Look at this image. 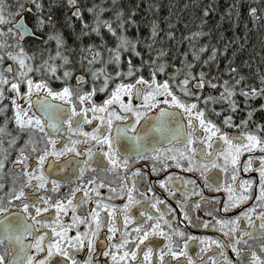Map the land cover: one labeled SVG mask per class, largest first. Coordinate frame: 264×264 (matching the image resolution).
I'll use <instances>...</instances> for the list:
<instances>
[{
  "label": "snow or ice",
  "instance_id": "6c2138e0",
  "mask_svg": "<svg viewBox=\"0 0 264 264\" xmlns=\"http://www.w3.org/2000/svg\"><path fill=\"white\" fill-rule=\"evenodd\" d=\"M66 2L68 19L72 25H80L79 32L73 33V47L79 42L80 62L89 66L88 75L68 66L72 62L64 54L67 41L54 27L48 31V41H55L54 53L49 49L36 63L35 55L23 48L25 34L30 32L43 41L37 31L53 26L44 0H17L15 14L6 12L0 0V113L4 114L0 170L5 167L7 147H13L16 157L9 171L19 178L13 180L6 194H0V213L5 214L0 216V264H100L92 255L97 245L112 264H185L178 257H186V264H217L216 256L222 257V264H264V256L249 247V241L258 237L262 241L260 252L264 253V122L254 120L257 108L249 106L250 98L264 97V74L257 88L244 84L243 76L220 82L203 70L195 72L197 62L214 63L217 55L227 50V46H213L209 52L207 43H194L196 37L204 35L198 30L185 37L191 44V59L181 62L183 78H177V71H168L169 78L158 79V73L166 72V65L160 59L161 52L153 47L159 32L157 21L151 22L149 34L143 37L146 55L140 47L141 20L136 19L135 9L126 13L116 0L107 5L100 0L86 7L79 0ZM209 7L203 9L204 17L209 15ZM237 7L236 3L228 6L229 19ZM258 11L255 6L248 8L253 22L261 19ZM106 12L111 14L105 16ZM29 13L35 30L25 22ZM236 16L238 19V12ZM133 27L135 37L129 35ZM173 35L167 33L169 38ZM124 53L128 54L126 67ZM134 57L140 62L135 63ZM184 57H188L187 51ZM5 58L12 63H4ZM109 65L114 66L112 71H108ZM227 70L236 72L234 66ZM51 80L61 81V86L53 88ZM206 85L217 89V94L204 95ZM237 91L244 97L247 113L239 123L235 120ZM97 92L106 93L100 103L94 99ZM217 101L225 107H214ZM9 109L11 116L7 115ZM258 109L264 110V104ZM9 121L15 135L7 127ZM249 121L254 129L249 128ZM227 128L238 131L230 133ZM21 139L23 142L18 143ZM244 153L248 155L242 159ZM141 160L151 162L152 173H164L157 183L177 200L189 224L188 205L213 208L208 212L214 221L211 226L223 232L227 244L173 225L167 218L170 206L155 193L151 182L141 190V180L148 176L145 166L138 164ZM169 168L198 173L203 188L223 190L227 197L223 201L207 197L193 176L166 171ZM241 168L243 172L254 170L258 179L241 178ZM102 188L108 192H101ZM0 193H4L3 183ZM117 196L125 197L119 205L111 203ZM253 196L250 206L230 217L221 215ZM10 208L18 211L10 212ZM199 226L209 227V221ZM103 228L107 231L101 232ZM72 229L74 235L69 234ZM116 232L120 237L114 240ZM155 236L164 238L163 247L157 249L152 239ZM189 241H199L201 253L207 255L195 260L187 251ZM212 245L215 248L209 252ZM85 247L87 257L78 258L75 253ZM226 247L231 248L235 260L226 254ZM154 251L158 258H153Z\"/></svg>",
  "mask_w": 264,
  "mask_h": 264
},
{
  "label": "trees",
  "instance_id": "16d2710c",
  "mask_svg": "<svg viewBox=\"0 0 264 264\" xmlns=\"http://www.w3.org/2000/svg\"><path fill=\"white\" fill-rule=\"evenodd\" d=\"M24 1L25 0H20V2ZM93 2L99 3L100 0H79V4L85 7ZM16 3L17 0H3L4 8L14 12ZM111 3L112 0H105L106 5ZM116 3L117 6L123 8L126 13H130L135 9L136 19L141 20L139 31L142 42L140 47L146 55L147 49L144 48L143 37L149 34L151 22L153 20L158 22L159 32L153 47L155 51L161 52L160 59L166 65V79L169 78L167 74L168 71H177V78H183L184 66L181 62H186V60L191 59V44L185 37L188 36L190 32L202 30L204 35L196 37L194 43L197 45L200 43H207L209 52L213 46L219 49H224L225 46H227V50L217 55L214 63L210 62V64L204 65L202 60L197 62L194 66L195 72L203 70L209 78L219 80L220 82L223 80H229L231 82L233 77L243 76L244 84L250 87H260V76L264 74V0H116ZM233 3L238 4V7L233 9L232 17L229 19L226 14V9ZM51 5L68 7L66 0H51ZM250 6H255L259 10L258 15H260L261 19L253 22V18L248 14V8ZM206 7H209V15L204 17L203 9ZM56 12L57 11H54V13ZM237 12L239 13L238 19L236 16ZM110 14L111 13L108 12L104 13L105 16ZM85 16L88 18L86 11ZM78 24L77 22L74 27ZM64 26L68 28V22L58 19L54 28L60 32V29L64 31ZM169 31L174 33L171 38L167 36ZM129 35L133 37L137 35L135 27L129 30ZM64 38L67 41V48L64 54H80V51L70 45V36L66 34ZM87 42L86 40L85 43ZM108 42L113 44L111 37H108ZM22 46L25 48L27 45L25 44ZM54 47H56V45H54ZM25 51L29 53L30 50ZM186 51L188 52L187 58L184 57ZM106 55L107 52H105V56ZM204 55L206 56L207 52ZM80 61L81 57L75 60V65L77 67H88L86 62L81 64ZM123 63L124 67H126L127 60L125 59ZM173 65H175V68ZM68 66L76 71V68H73L72 64ZM228 66H234L236 72H228ZM113 67V65H109L108 71H112ZM61 83V81H50L53 88H59ZM172 87L175 88V85H172ZM217 91V89H211L206 85L203 94L215 96ZM235 99L239 104V109L235 113V120L239 123L247 113L245 110L244 97L239 94V91H237ZM5 102L10 103L8 101ZM260 104H264V97L262 96L249 99V106L257 108V111L254 112V120L257 122H264V110L258 109V105ZM213 106L221 109L225 107V105L219 101ZM7 115L11 116L10 109L7 111ZM3 121L4 114L0 113V123H3ZM7 127L12 131L13 135L16 134V129L11 121H9ZM249 128L254 129L252 121H249ZM231 129L238 131L234 128ZM23 135L24 134L21 133V136ZM262 135H264V133H262ZM22 142V139L18 141V143ZM7 144L8 140L7 137H5L4 145L7 146ZM3 153L4 149L0 148V155H3ZM7 153L8 157L5 162V167L3 170H0V183L4 184V193L0 194H6L13 180L19 179L15 176V172L9 171V165L16 157L15 148L7 147Z\"/></svg>",
  "mask_w": 264,
  "mask_h": 264
},
{
  "label": "flooded vegetation",
  "instance_id": "af4514ba",
  "mask_svg": "<svg viewBox=\"0 0 264 264\" xmlns=\"http://www.w3.org/2000/svg\"><path fill=\"white\" fill-rule=\"evenodd\" d=\"M125 59L127 60V55L125 56ZM134 61L139 63L140 62L139 57H134ZM144 75L146 77L148 76L147 70H145ZM126 79H129V78H126ZM158 79H161V80L166 79L165 73H163V74L158 73ZM122 99H126V97H122ZM192 99H194V97H192ZM134 102L137 104L141 103L140 100H134ZM225 130L230 132V133L237 132L231 128H227ZM93 143H95V142L93 141ZM81 147H83V145H81ZM257 154H259L258 150H257ZM247 155H248V153H244L242 156V159L245 158ZM254 163L258 164L259 162L254 161ZM138 164L145 166V170L148 173L147 178L141 180V190H144V188L147 187L148 182H151V184L154 186L155 193L159 194L162 198H164L167 201V204L170 206L171 210L169 211L168 209H165V211H169V215L167 218L171 220V223L173 225H176V226L180 227L182 230H186L187 232H190L196 236L205 235V236H211L213 238L224 240L225 244H227V237L224 236L223 232H221L218 228H213L211 226V224L214 223V221H213L212 217L208 215V212L213 211V208H211V207L206 208V207L202 206L199 209H195L191 205H188L187 210H188L189 215L191 216V219H192V223L189 224L188 220H186L184 218L183 214L181 213V206L177 204V200L174 199L173 197L168 196L167 192L164 189H162L160 187V185L157 183L159 176H162L164 173L163 172H161L159 174L152 173L150 161L141 160L138 162ZM166 171L173 172V173H180L182 176H193V178L196 179L197 183L199 185H201V187L203 188V179L199 176L198 173L193 174V173H189V172H184L181 169H177V168H169ZM214 171H219V170H214ZM240 175H241V178L258 179V173H256L254 170H250L249 172H243V170L241 168V174ZM221 178H223V173H221ZM173 179H175V176H173ZM130 183H131V181H129V184ZM62 187H67V186L65 185ZM189 187H191V185H189ZM100 191L103 193H107L108 188H102V189H100ZM203 192H204L205 196H207V197L216 196L221 201H223V199H225L227 197V193L224 192L223 190H221L220 192H217L215 189L203 188ZM148 195L152 196L153 193H148ZM124 199H125V197L117 196L116 199L111 201V203L119 205L120 203L123 202ZM189 199L195 200V199H198V197H189ZM141 202L145 203V204H150V201H143L142 200ZM253 202H254V196L252 199L245 202L244 204L238 206L235 209L230 210L227 213H221V215L230 217L233 214H235L236 212H238L241 208L250 206ZM151 210L155 213V209H151ZM10 211H18V209H13ZM116 211L119 212L120 209H116ZM256 211L259 212V211H261V209L257 208ZM81 214H84L83 210H81ZM136 214H137V216L139 215L138 212ZM105 215H106V213H105ZM172 216H175L176 219H171ZM67 219L71 220V216L67 217ZM205 220L209 221V227L205 228V227L199 226ZM120 223H121V225L123 224V217L120 218ZM129 227L131 228L132 226L129 225ZM106 231H107L106 228L101 229V232H106ZM74 233H75V229H72V230H70L69 234L74 235ZM119 237H120V232H116L113 239L117 240V239H119ZM186 238L187 237H185V239ZM105 239H106V237H105ZM152 239L154 241H156L157 249L163 247L164 238L162 236H155V237H152ZM177 239H179V238H177ZM261 242L262 241L257 237L256 239L249 241V247L251 249L256 250L258 255L264 256V253H261L260 248H259V245ZM181 246H183V245H181ZM200 247L201 246H200L199 241H195V242L189 241L187 251L195 260H200L205 255H207L205 253H201ZM214 248H215V245H212V247L209 249V252H212V250ZM225 252L229 256L230 259H233V260L236 259L235 254L231 251L230 247H226ZM97 253H99V254H97ZM75 255L80 259H85L88 255L87 248L85 247V248L77 251L75 253ZM92 255L95 257V259L97 261L100 262V264H105V262H107V264H112L110 258L105 257L103 255V253L100 252L99 245H97L96 252L92 253ZM143 258H144L143 253L139 252V259L143 260ZM153 258L154 259L158 258L156 251L153 252ZM177 259L185 261V264H186V257H178ZM249 259H250V257H249ZM216 260H217V264H222V257L221 256H216ZM133 264H135V262H133ZM206 264H211V262L206 261Z\"/></svg>",
  "mask_w": 264,
  "mask_h": 264
},
{
  "label": "bare ground",
  "instance_id": "6f19581e",
  "mask_svg": "<svg viewBox=\"0 0 264 264\" xmlns=\"http://www.w3.org/2000/svg\"><path fill=\"white\" fill-rule=\"evenodd\" d=\"M44 4H45V11L49 15L52 16V19H53L54 23H53V26H48L44 30L37 31V36L43 37V41H48V31L52 27L56 26V22L58 21V19L65 20L66 22H68V28L66 26H64L63 27L64 31L60 29V33L64 37H66V34L70 36L69 43L73 47V44H74L73 33L74 32H76V33L79 32L80 25L78 24L77 26L74 27V25H72V23H71V20L68 19V17L70 16V9L68 7H66V6H52L51 5V0H44ZM49 9H50V11H49ZM5 10L7 12L9 9H5ZM54 11H57V12L54 13ZM12 12H13V14H15L14 11H12ZM85 17L87 18V16H85ZM26 18L32 24L33 30H35L36 29V25H35L33 16L29 13V14L26 15ZM131 29H133V28H131ZM56 31H58V30H56ZM86 40H87V38H85V41ZM43 41L36 39V37H33L30 32L25 34V36H24V38L22 40V45H25V44L27 45L24 49L25 50H30L28 54L29 55H35V57H36L35 62L36 63H39L41 55L42 54L46 55L47 51L49 49L53 53L56 51V47H54V45H55V41L54 40H50L47 43H44ZM73 48H76L79 51V42H76L75 43V47H73ZM69 51H70V49H69ZM68 56L71 59V62H72L71 64H72L73 68H76V71H75L76 73L81 74V75H88L87 68L89 66L85 67V68H80V67H77L75 65V60L78 57H81V54H78V55H75V54L70 55V54H68ZM4 63H10V62L8 61L7 58H5ZM14 67H15V65H14ZM89 81H91V77L90 76H89ZM87 86H90V84L86 85V87ZM105 95H106V93L97 92L95 97H94V99L96 100L97 103H100L105 98Z\"/></svg>",
  "mask_w": 264,
  "mask_h": 264
}]
</instances>
